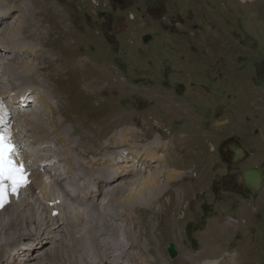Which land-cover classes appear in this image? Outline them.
<instances>
[{"label": "rangeland", "instance_id": "obj_1", "mask_svg": "<svg viewBox=\"0 0 264 264\" xmlns=\"http://www.w3.org/2000/svg\"><path fill=\"white\" fill-rule=\"evenodd\" d=\"M67 1L77 9L79 48L101 64L109 91L106 96H79L76 101L86 103L83 117L98 130L109 131L104 142L135 119V125L130 124L138 135L167 142L171 156H178L176 165L186 172L187 195L177 213L182 219L175 227L172 189L171 204L165 196L169 204L157 240L166 237L170 256L188 257L208 245L217 258L231 255L236 264H264V182L256 197L235 189L242 170H264V0ZM148 33L152 39L145 42ZM113 71H118L117 77L110 74ZM127 87L135 93L129 95ZM29 134L23 130V138ZM234 138L233 144L245 145L248 151L238 167L221 152L223 143L231 144ZM22 156L26 160L24 152ZM44 165L49 174L58 175L52 162ZM29 199L42 211L36 184ZM77 208L86 209L72 201L74 212L65 214L78 216ZM6 231L1 227L3 244H9Z\"/></svg>", "mask_w": 264, "mask_h": 264}, {"label": "bare ground", "instance_id": "obj_2", "mask_svg": "<svg viewBox=\"0 0 264 264\" xmlns=\"http://www.w3.org/2000/svg\"><path fill=\"white\" fill-rule=\"evenodd\" d=\"M78 19L67 0H0V129L19 135L43 197L42 211L37 210L29 199L33 185L17 207L0 211V229L7 230L9 242L3 244L0 233V264H236L231 255L217 258V252H208V245L188 257L170 256L166 237L157 240L172 189L175 227L182 219L177 213L187 195L186 172L167 142L138 135L135 119L125 122L123 116L124 127L104 142L109 131L83 117L86 103L76 99L109 91L101 64L79 48ZM126 91L135 93L133 87ZM23 130L30 133L26 138ZM47 161L58 175L44 168ZM61 179L86 196L67 193ZM55 199L60 202L49 206ZM70 201L86 209H75L78 216L65 214L74 212Z\"/></svg>", "mask_w": 264, "mask_h": 264}, {"label": "snow or ice", "instance_id": "obj_3", "mask_svg": "<svg viewBox=\"0 0 264 264\" xmlns=\"http://www.w3.org/2000/svg\"><path fill=\"white\" fill-rule=\"evenodd\" d=\"M18 154L10 135L0 132V209L5 208L11 195L18 194L28 183L25 166L16 159Z\"/></svg>", "mask_w": 264, "mask_h": 264}, {"label": "flooded vegetation", "instance_id": "obj_4", "mask_svg": "<svg viewBox=\"0 0 264 264\" xmlns=\"http://www.w3.org/2000/svg\"><path fill=\"white\" fill-rule=\"evenodd\" d=\"M226 142L223 143L224 145H223V148L221 149V152L223 155L225 153L226 156L224 158L230 165H235L236 167H238L237 164L239 162H237L238 161L237 152H236L235 148H233V146L229 142H227V143ZM226 145H229V146H227V151L224 150ZM251 169H257V170L262 171V177H263V179L261 181V187H262V183L264 182V170H261L258 168H251ZM238 170H239L238 168L233 169V171H235V172ZM244 171L245 170H242V179H240L239 182L235 183V189L239 193H242L243 195H245L246 197H249V198L250 197H256V194H258L256 191V186H258V185H256L255 181H254V184H252V183L247 184L245 176L243 175Z\"/></svg>", "mask_w": 264, "mask_h": 264}, {"label": "water", "instance_id": "obj_5", "mask_svg": "<svg viewBox=\"0 0 264 264\" xmlns=\"http://www.w3.org/2000/svg\"><path fill=\"white\" fill-rule=\"evenodd\" d=\"M115 1H117L119 3L125 2V0H115ZM151 39H152V35L149 33L144 36L145 42H149ZM230 140H232V139H230ZM233 143H236L235 138H234L233 142L231 141V145ZM233 145H234L233 148H235V150L237 152L238 161L245 159V157L247 156V152H248L246 146L242 145V144H238V145L233 144ZM227 146H229V145H226L225 148H227ZM243 175L245 176L247 184H249V183L254 184V181H255L256 185H258V186H256V191H258V189L261 187V181L263 179L262 171L257 170V169H247L243 172Z\"/></svg>", "mask_w": 264, "mask_h": 264}, {"label": "clouds", "instance_id": "obj_6", "mask_svg": "<svg viewBox=\"0 0 264 264\" xmlns=\"http://www.w3.org/2000/svg\"><path fill=\"white\" fill-rule=\"evenodd\" d=\"M72 201H70V203H71Z\"/></svg>", "mask_w": 264, "mask_h": 264}]
</instances>
